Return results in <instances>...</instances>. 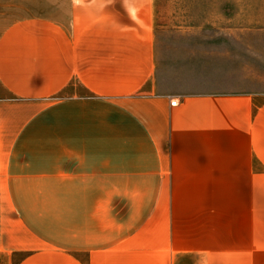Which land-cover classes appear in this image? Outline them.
I'll return each instance as SVG.
<instances>
[{"label": "crops", "instance_id": "1", "mask_svg": "<svg viewBox=\"0 0 264 264\" xmlns=\"http://www.w3.org/2000/svg\"><path fill=\"white\" fill-rule=\"evenodd\" d=\"M154 25L0 0V264H264V91L162 88Z\"/></svg>", "mask_w": 264, "mask_h": 264}, {"label": "rangeland", "instance_id": "2", "mask_svg": "<svg viewBox=\"0 0 264 264\" xmlns=\"http://www.w3.org/2000/svg\"><path fill=\"white\" fill-rule=\"evenodd\" d=\"M162 88L264 91V0H155Z\"/></svg>", "mask_w": 264, "mask_h": 264}, {"label": "built area", "instance_id": "3", "mask_svg": "<svg viewBox=\"0 0 264 264\" xmlns=\"http://www.w3.org/2000/svg\"><path fill=\"white\" fill-rule=\"evenodd\" d=\"M178 103V99L177 98H172L171 99V104L172 105H176Z\"/></svg>", "mask_w": 264, "mask_h": 264}]
</instances>
